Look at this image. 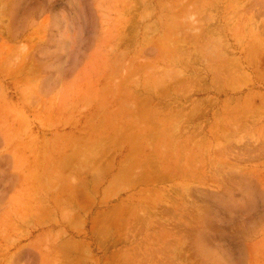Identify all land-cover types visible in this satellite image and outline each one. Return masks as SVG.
<instances>
[{"label": "rangeland", "instance_id": "obj_1", "mask_svg": "<svg viewBox=\"0 0 264 264\" xmlns=\"http://www.w3.org/2000/svg\"><path fill=\"white\" fill-rule=\"evenodd\" d=\"M0 264H264V0H0Z\"/></svg>", "mask_w": 264, "mask_h": 264}, {"label": "bare ground", "instance_id": "obj_2", "mask_svg": "<svg viewBox=\"0 0 264 264\" xmlns=\"http://www.w3.org/2000/svg\"><path fill=\"white\" fill-rule=\"evenodd\" d=\"M183 35V34H182ZM222 43V42H221ZM212 44H214V43H212ZM216 45V44H215ZM171 46V45H170ZM219 48H220V46H219ZM224 48V47H223ZM185 55V54H184ZM180 57V56H179ZM225 71V70H224ZM226 72V71H225ZM168 77V76H167ZM172 77H174V76H172ZM179 81V80H178ZM180 84V83H179ZM183 118V117H182ZM176 126V125H175ZM176 129V128H175ZM104 142V141H103ZM79 158V157H78ZM67 173V172H66ZM80 176V175H79ZM55 177V176H54ZM62 179V178H61ZM78 180V179H77ZM64 206V205H63ZM117 211V210H116ZM117 215V214H116ZM72 216V215H71ZM53 220H55V219H53ZM113 224V223H112ZM82 229H83V227H82ZM60 233V232H59ZM61 234V233H60ZM59 234V235H60Z\"/></svg>", "mask_w": 264, "mask_h": 264}]
</instances>
